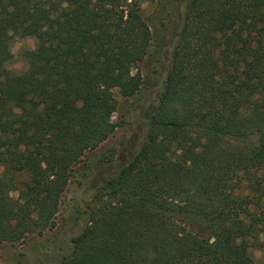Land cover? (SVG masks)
<instances>
[{
	"label": "trees",
	"instance_id": "obj_1",
	"mask_svg": "<svg viewBox=\"0 0 264 264\" xmlns=\"http://www.w3.org/2000/svg\"><path fill=\"white\" fill-rule=\"evenodd\" d=\"M10 29L35 41L16 74ZM71 181L58 264H264V0H0V246L51 230Z\"/></svg>",
	"mask_w": 264,
	"mask_h": 264
},
{
	"label": "rangeland",
	"instance_id": "obj_2",
	"mask_svg": "<svg viewBox=\"0 0 264 264\" xmlns=\"http://www.w3.org/2000/svg\"><path fill=\"white\" fill-rule=\"evenodd\" d=\"M152 10V4L142 6V14L146 16ZM183 7L180 8L182 13ZM9 50L12 55L10 62L6 65L11 73H19L26 69V60L23 52L32 50L35 41L30 37H21L18 30L10 29ZM141 87L144 99L150 100L157 95L159 91L158 84L152 83L144 90ZM117 102L120 98L115 96ZM130 102L142 104L143 100L128 99ZM116 129L113 134L104 143L101 150L113 149L114 166L123 163L143 140L145 135V125L139 120L135 112L126 115L114 114L112 117ZM99 174V172H97ZM78 176V173H76ZM98 177V176H96ZM89 174L88 179L91 180ZM24 180V178H22ZM85 180V179H84ZM73 182V183H72ZM14 196V194H12ZM88 197L87 186L79 188L76 181H71L60 198L57 214L54 218V226L49 231L42 234H32L23 237L14 244H3L0 246V264H58L61 256L68 251L69 239L78 234L83 226L82 207L84 199ZM82 214V215H81ZM255 261L261 260L260 251L253 249L251 251Z\"/></svg>",
	"mask_w": 264,
	"mask_h": 264
}]
</instances>
